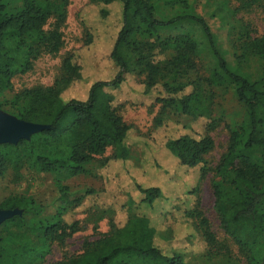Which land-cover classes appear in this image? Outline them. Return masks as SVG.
<instances>
[{
	"label": "rangeland",
	"instance_id": "1",
	"mask_svg": "<svg viewBox=\"0 0 264 264\" xmlns=\"http://www.w3.org/2000/svg\"><path fill=\"white\" fill-rule=\"evenodd\" d=\"M37 1L42 3L45 0ZM68 1L64 47L58 54L42 52L34 61L32 71L13 79V87L0 93V114L47 126L22 119L21 114L29 104L25 91L52 85L61 76L62 63L68 53L77 56L82 65V77L77 83L65 87V100L85 99L89 85L97 78L94 74H102L103 69L108 74L114 70L109 68L106 58L119 29V9L117 6L104 7L91 0ZM153 1L159 21L167 22L185 15L203 18L231 70L251 74L254 78L263 74L264 59L250 55L244 48L248 30H252L253 36L264 34V11L261 8L237 11L240 6L237 0H188L187 8L174 4L172 0ZM24 2L0 0V6L7 13H17L24 7ZM89 32L95 38L93 44L86 43ZM180 34H187L198 43L201 70L199 74L192 72V79L198 75L210 77L216 72L222 73L197 22L184 19L158 29L161 40ZM170 56L172 52H167L159 59ZM236 91V84L228 78L213 88L211 114L213 119L221 120V125L210 133L215 139V149L205 159L204 166L210 171L204 179L201 178V165L183 166L169 151L167 142L185 134L202 138L206 133L207 119L185 115L182 107L176 104L168 109L162 123L157 124L161 104L155 102L163 94L161 88L146 93L144 85L133 74H128L121 87L112 91L115 105L122 104L121 116L132 126L128 159H112L108 163L93 161L84 166L85 173L78 175H73L69 169L47 172L36 164L35 155H69L71 134L50 137L40 131L22 139L26 142L23 145H20L21 141L0 144L4 158V170L0 173V210L16 212L0 224V264H63L96 247L99 240L108 236L121 233L124 240L127 228L136 218L148 221L154 246L165 255L182 256L186 264H244L240 254L238 259L232 260L226 256L211 258L194 218L196 203L200 199L202 211L210 220L213 231L222 241L230 239L221 226L215 207L213 185L222 182L215 167L228 147L229 132L225 124L238 129L246 117V106L239 101ZM189 92L191 87L179 96ZM139 186L157 187L162 190L163 197L149 205ZM223 189L225 198L234 194L227 185H223ZM31 202L39 211L32 209ZM59 220L62 236L50 241L46 238L44 226L57 224ZM73 225L75 232L67 229ZM261 241H264V233ZM231 246L238 252L232 242Z\"/></svg>",
	"mask_w": 264,
	"mask_h": 264
},
{
	"label": "trees",
	"instance_id": "2",
	"mask_svg": "<svg viewBox=\"0 0 264 264\" xmlns=\"http://www.w3.org/2000/svg\"><path fill=\"white\" fill-rule=\"evenodd\" d=\"M104 7H115L119 29L107 55L109 68L95 73L85 99L65 100V87L77 83L82 75V65L75 54L68 53L62 63L61 76L50 86L36 87L25 91L28 106L21 117L23 120L45 124L42 135L57 137L65 133L73 136L70 153L65 157L36 154L35 162L42 171L56 172L71 170L73 175L85 173L84 166L112 159L126 160L130 155L128 144L132 126L120 114L122 104L115 105L112 91L121 87L128 74L136 76L149 93L157 87L163 93L156 99L161 104L156 123L161 124L168 109L176 104L185 115L204 117L205 135L196 139L188 134L167 142L169 151L183 166L201 165V178L210 169L204 166L206 157L215 149L211 132L221 125V120L212 118L213 88L222 84L225 78L237 86V97L246 106V117L238 129L225 124L229 132L228 147L221 155L215 172L222 182L213 185L215 207L225 234L230 237L222 241L213 231L198 199L194 218L207 243L211 258L226 256L243 258L244 264H264V72L259 78L228 67L215 45L210 26L203 18L185 15L167 22L156 18L153 0H91ZM184 8L188 0H172ZM238 10L257 7L264 11V0H237ZM120 3V4H119ZM68 0H25L24 7L17 13H7L0 6V93L13 87V79L34 69V61L42 52L58 54L65 45L64 27L68 18ZM106 13V12H104ZM188 19L197 22L203 29L219 69L210 77L198 75L192 79V72L201 70L198 60V43L187 34L161 40L158 29ZM48 26V28H47ZM87 44L95 38L88 33ZM244 48L250 55L264 59V34L253 36L248 30ZM172 52V56H159ZM99 54V53H98ZM102 55V53L100 54ZM101 57V56H100ZM191 87V92L179 96ZM26 143L21 141L20 145ZM108 154V155H107ZM4 170V158L0 153V173ZM223 185L234 191L225 198ZM149 205L163 197L157 187H138ZM32 209L39 211L34 202ZM127 229V238L108 236L97 242V246L63 264H186L182 256L165 255L154 246L150 237L152 230L145 218H136ZM67 229L75 232V226ZM61 221L44 226L46 238L50 241L61 237ZM65 232V231H64ZM238 252L232 249L231 242ZM7 252H5V255ZM240 258V259H241Z\"/></svg>",
	"mask_w": 264,
	"mask_h": 264
},
{
	"label": "water",
	"instance_id": "3",
	"mask_svg": "<svg viewBox=\"0 0 264 264\" xmlns=\"http://www.w3.org/2000/svg\"><path fill=\"white\" fill-rule=\"evenodd\" d=\"M48 126L18 121L0 114V144L17 143L31 134L40 132ZM16 212L0 210V224L12 217Z\"/></svg>",
	"mask_w": 264,
	"mask_h": 264
}]
</instances>
